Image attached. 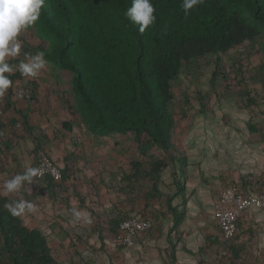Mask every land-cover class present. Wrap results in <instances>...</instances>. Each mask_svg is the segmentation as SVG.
Returning <instances> with one entry per match:
<instances>
[{
  "label": "rangeland",
  "instance_id": "1",
  "mask_svg": "<svg viewBox=\"0 0 264 264\" xmlns=\"http://www.w3.org/2000/svg\"><path fill=\"white\" fill-rule=\"evenodd\" d=\"M20 41L21 52L7 61L10 65L27 62L25 54L33 56ZM261 45L259 40L245 42L222 54L220 61L209 55L190 70H183L172 84L170 113L176 122L177 157L196 171L204 168L203 173L213 187V199L228 183L243 185L245 181L255 186L264 178V172L257 165L261 155L258 147H264V50ZM73 80V72L47 63L38 77L22 76L17 81L14 103L23 115L30 117L32 130L13 112L11 88L0 99V116L6 121L16 119L22 137L9 149L0 144V192L5 181L23 173L27 167L39 168L43 159L61 173V182H52L54 185L46 177L34 178L19 193L3 195L7 203L24 199L36 205L35 213L19 218L30 229H40L48 235L57 260L67 264H125L123 250L134 248L144 237L157 238L160 245L168 244L164 264H177L175 250L179 245L197 249L193 254L197 264H264V212L250 211L241 217L236 237L226 244L230 248V244L240 246L243 250L240 259L227 251L220 255L219 245L207 240L213 235L206 228L198 227L194 233L182 236L185 232L173 230L169 218L158 220L156 210L166 211V199L176 192L172 164L163 175L166 186L162 189V201H153L149 209L145 210L143 200L134 199L131 205L124 195L118 196L114 187H118L131 162L145 161L161 153L152 144L119 136L100 137L83 127L71 134L64 132L62 122L69 115L61 99L76 104ZM204 163L206 167L202 166ZM65 174L70 178L63 185ZM191 184L189 179L188 186ZM116 209L131 212V217L151 213L155 215V224L137 238L135 246L120 245L117 243L119 232L112 234L107 223ZM76 210L85 212L91 222L74 221ZM98 217H101L99 222ZM190 225L196 226L192 222ZM217 237L220 239V232Z\"/></svg>",
  "mask_w": 264,
  "mask_h": 264
},
{
  "label": "trees",
  "instance_id": "2",
  "mask_svg": "<svg viewBox=\"0 0 264 264\" xmlns=\"http://www.w3.org/2000/svg\"><path fill=\"white\" fill-rule=\"evenodd\" d=\"M150 2L156 19L141 34L138 25L125 15L132 0H45L40 19L19 38L31 55L43 52L48 64L74 73L76 104L61 99L69 115L62 122L64 132L71 134L83 127L100 137L146 142L161 153L131 162L114 187L118 196L124 195L131 205L143 200L145 210L149 209L153 201H162L166 186L163 175L174 165L176 192L166 199V211L155 210L158 220L170 217L176 230L186 217V211H179L173 201L185 191L187 164L177 157L176 122L170 113L172 84L183 70H190L209 55L220 61L222 54L257 40L264 50V0H204L187 17L183 0ZM8 75L13 82L10 106L32 130L30 117L14 103L15 84L22 75L18 71ZM0 132V139H4L0 144L8 149L22 138L16 119L6 121L0 116ZM46 178L55 182L50 175ZM69 178L65 174L63 185ZM263 181L255 186L243 181V187L257 191ZM5 203L6 197L0 194V264H62L48 236L13 217ZM146 213L142 217L149 216L154 226L155 215ZM130 214L121 209L111 213L107 223L112 234L116 235ZM207 238L219 245L220 255L227 251L234 258L242 256L240 246L227 247L228 242L217 235Z\"/></svg>",
  "mask_w": 264,
  "mask_h": 264
},
{
  "label": "clouds",
  "instance_id": "3",
  "mask_svg": "<svg viewBox=\"0 0 264 264\" xmlns=\"http://www.w3.org/2000/svg\"><path fill=\"white\" fill-rule=\"evenodd\" d=\"M204 0H183L182 8L185 17L190 15L192 9L200 5ZM45 0H0V99H3L7 91L12 87L13 82L8 74L18 71L23 77L36 78L42 70L46 69L47 61L44 53L40 52L34 56L25 54V61L18 65H10L9 58H16L21 52V41L19 39L22 32L34 26L40 19L41 10ZM155 9L150 0H132V6L127 9L125 15L135 25H138L139 32L143 34L156 19ZM3 132H0V136ZM42 168L27 167L21 174L15 175L2 185V195L19 193L25 185H31L34 178L42 177ZM31 188L29 187V191ZM4 207L13 217H23L37 211L33 202L24 199L5 203ZM74 221L91 220L85 212L74 211Z\"/></svg>",
  "mask_w": 264,
  "mask_h": 264
},
{
  "label": "crops",
  "instance_id": "4",
  "mask_svg": "<svg viewBox=\"0 0 264 264\" xmlns=\"http://www.w3.org/2000/svg\"><path fill=\"white\" fill-rule=\"evenodd\" d=\"M258 149L261 155L257 158V165L258 168H260V171L264 172V147H258ZM200 153L201 151H199L198 155H200ZM201 161L202 160H200V162ZM192 165L194 166V164ZM205 165L206 163L202 164L203 167ZM203 169L204 168L196 171L194 167L191 168L190 166H187L185 191L174 200V202H176L175 206H177L179 211H186V218L179 228V232L181 231L182 234L185 232L182 236H188L186 234L190 232L194 233V229L198 227L202 229L206 228L205 230L209 234L215 236L220 232L213 219L214 203L216 201V199L213 198L215 194H213V187L208 182L209 179L207 175L203 173ZM189 179H192L191 186H188ZM244 183L249 182L244 181ZM254 212L259 211L254 210ZM169 221L172 223L170 217L168 222ZM191 222L195 223V228L193 225H190ZM50 236L52 237V235ZM142 238L138 240L137 245L134 248H125L123 250L125 264H164V261L167 260L166 253L168 255V244L160 245L157 238L150 240ZM192 249L193 248L190 246L179 245L175 250L177 264H197V258L195 259L193 256L197 249ZM58 261L62 264H67L66 261Z\"/></svg>",
  "mask_w": 264,
  "mask_h": 264
},
{
  "label": "built area",
  "instance_id": "5",
  "mask_svg": "<svg viewBox=\"0 0 264 264\" xmlns=\"http://www.w3.org/2000/svg\"><path fill=\"white\" fill-rule=\"evenodd\" d=\"M39 168L44 171L43 178L50 175L56 183L61 181L59 169L46 159H43ZM254 210L264 212V181L257 191L246 189L240 183H231L223 187L216 198L213 212V219L220 230V240L222 242L233 240L238 232L239 219ZM152 227L153 224L149 216L131 217L120 224L117 243L133 247L137 238Z\"/></svg>",
  "mask_w": 264,
  "mask_h": 264
}]
</instances>
